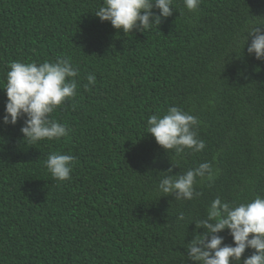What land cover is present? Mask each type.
<instances>
[{
    "label": "trees",
    "instance_id": "trees-1",
    "mask_svg": "<svg viewBox=\"0 0 264 264\" xmlns=\"http://www.w3.org/2000/svg\"><path fill=\"white\" fill-rule=\"evenodd\" d=\"M101 2L0 0V87L12 61L70 57L79 69L77 95L50 114L71 129L59 140L30 144L24 118L3 124L0 89V264H193L186 243L204 230L191 222L211 201L264 196V59L242 49L247 27L264 25V0H201L195 12L173 0L158 27L126 34L96 16ZM170 106L197 118L202 151L177 155L146 133ZM54 152L76 157L62 185L47 181ZM203 162L215 176L198 178L199 196L161 197L164 172Z\"/></svg>",
    "mask_w": 264,
    "mask_h": 264
},
{
    "label": "clouds",
    "instance_id": "clouds-1",
    "mask_svg": "<svg viewBox=\"0 0 264 264\" xmlns=\"http://www.w3.org/2000/svg\"><path fill=\"white\" fill-rule=\"evenodd\" d=\"M200 3L201 0H183L184 7L190 12L197 11ZM153 9H158L159 14H154ZM173 11V0H102L95 14L101 21H109L115 29H122L126 34L134 29L150 31ZM242 38V49L248 45L249 55L254 54L257 60L264 59V25L250 24ZM240 40V35L234 38V47H240ZM78 76L79 69L70 57L44 62H10L6 83L0 87L7 97L3 124L15 125L24 118L20 131L23 141L30 144L66 137L71 129L51 119L50 114L77 95ZM86 79V90L95 86L94 74H88ZM198 124L194 115L170 106L163 115L148 117L146 133L151 134L163 149L177 155L186 149L200 152L205 148V142L198 138ZM75 160L76 157L70 154H48L45 160L50 173L47 181L62 185L70 180ZM171 172V168L164 172L166 175L160 179L157 190L161 197L172 196L177 201H191L199 196L195 189L198 178L211 181L215 176L209 162L199 163L182 175ZM185 220V214L179 213L177 222ZM191 223H195L197 230L202 228L204 231L194 232L193 239L186 243V261L193 264H264V196L257 195L246 202H227L217 196L207 207L204 218ZM225 230L232 237V244H225L224 237L219 235ZM246 249L253 252L242 260Z\"/></svg>",
    "mask_w": 264,
    "mask_h": 264
}]
</instances>
